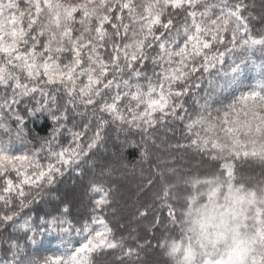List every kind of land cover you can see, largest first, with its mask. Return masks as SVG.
<instances>
[{"label": "snow or ice", "instance_id": "1", "mask_svg": "<svg viewBox=\"0 0 264 264\" xmlns=\"http://www.w3.org/2000/svg\"><path fill=\"white\" fill-rule=\"evenodd\" d=\"M255 7L248 0H83L77 5L62 0L22 4L0 0V132L8 137L0 140V228L15 224L20 214L13 210L15 200L22 210L40 195L35 190L55 183L64 169L78 167L104 142L110 125L138 130L146 144L156 126L180 121L188 143L177 148L203 154L209 166L222 162L203 178L183 179L185 189L208 186L211 197L226 185L233 231L244 238L230 264H264V65L258 82L246 85L242 79L247 67L244 53L253 47L264 51V4L259 14H254ZM149 64L152 75L146 71ZM81 78L86 82L80 83ZM208 89H230L231 102L213 109ZM187 98L195 105L191 112ZM22 105L29 116L47 113L54 127L30 155H13V140H24ZM75 115H88V121L81 127L73 120L68 127ZM65 132L71 137L69 146L56 151ZM45 152L46 166L38 159ZM237 162L260 166L259 178H249L255 181L254 190L235 183L244 181ZM12 171L15 183L8 178ZM105 176H111L110 170L101 172ZM108 183L112 186L93 181L88 188L101 195L92 200L91 224L75 229L82 241L78 247H66L55 259H40L11 239L8 258L0 259V264H93L94 253L109 251H119L116 262L125 264L138 256L146 244L126 247L109 226L106 214L118 187ZM178 184L152 194L158 205L145 204L138 210L139 217H152L149 230L167 232L170 225L179 224L184 192ZM68 211L64 209L65 214ZM41 224H47L48 231L71 233L66 218L53 217ZM25 226L33 232L27 239L34 244L37 229L27 222ZM196 243L199 251L189 238L184 264H223L215 240L203 236ZM157 246L165 247V241L161 238ZM170 247L173 254L180 250L176 244Z\"/></svg>", "mask_w": 264, "mask_h": 264}, {"label": "trees", "instance_id": "2", "mask_svg": "<svg viewBox=\"0 0 264 264\" xmlns=\"http://www.w3.org/2000/svg\"><path fill=\"white\" fill-rule=\"evenodd\" d=\"M22 2L23 0H21V4ZM248 3H254L256 7L253 12L259 14L264 0H248ZM259 27L260 25L257 24V28ZM244 56L245 63L253 57L258 64L264 65V57L256 53L253 48L244 53ZM146 71L148 75H152L151 64ZM155 71L158 73L159 67ZM84 82L86 79L81 78L80 83ZM141 83L146 84V80H141ZM206 86L207 80L205 79L204 87ZM204 87L198 90L201 97L204 96ZM208 91L215 96L210 99L213 109L221 107V102L225 104L231 102L230 92L222 90L224 92L217 93L212 89H208ZM187 99L186 107H189L191 112L195 105L191 98ZM144 107L142 105L141 110ZM21 109V115L24 116V140H13L11 153L13 155L25 153L30 155L40 146L42 140L51 136L54 123L47 113L37 112L29 116L23 105ZM73 120L82 127L83 123L88 121V115L84 117L70 116L67 121L68 127L72 126ZM10 123L13 128L16 127L14 120ZM7 139L8 137L0 132V140ZM70 141L71 137L65 132L60 137L56 151H59L61 146L68 147ZM187 143L184 125L180 121L170 123L168 127L156 126L146 144L138 130H129L126 125L121 127L115 124L110 125L106 128L104 142L89 153L78 167L64 169L62 174L55 176V183L44 185L42 190H35L40 191V195L36 196L35 200L22 210L17 207L19 201H14L13 210L19 211L20 214L15 218L14 225L10 222L0 228V259L8 258L10 251L8 243L11 239L18 240L40 259L54 258L58 253L63 254L64 249L69 246L74 250L82 242L81 237L76 235L75 229L82 228L85 222L91 224L92 200L99 199L101 195V193L88 191L90 184L95 181L105 183L106 187H110L112 184H109L108 181H112L118 187V191L113 196V207L108 209L106 214L109 226L113 228L117 238L124 239L126 247L146 244L144 248L139 249L138 256L127 260L125 264H166L157 244L166 233L171 231L173 226L170 225L167 232L163 229L149 230V222L152 217L141 218L138 216V210H143L145 204L158 205L159 201H155L154 204L155 198L152 194L161 191L166 185L178 184L179 179L178 187L181 192H184L186 186L182 183L183 179L203 178L208 172L218 169L222 163L215 161L209 166L208 158L203 154L188 148L176 147L177 144ZM38 159L45 166L49 162L46 152ZM52 163H55V160H52ZM237 166L239 177L254 186L255 181L249 180V178H259L260 166L252 163L240 164L239 162H237ZM108 170H110L111 176L101 177V172ZM8 178L12 179L14 183L17 182L14 171L9 173ZM149 180L152 181L151 184H148ZM2 184L3 180L0 179V186ZM25 190H28V186H25ZM2 208L3 205L0 203V209ZM65 208L69 209L67 214L64 213ZM162 214L166 216V210ZM53 217L66 218L71 225V233H61L58 230L48 231L47 224H41L42 220L49 221ZM25 222L37 229L34 244L27 239L28 236L33 235V232L26 228ZM21 226H25V229L18 231L17 229ZM41 228L45 230L39 231ZM116 255H119V251L94 253L92 255L93 264H117Z\"/></svg>", "mask_w": 264, "mask_h": 264}, {"label": "clouds", "instance_id": "3", "mask_svg": "<svg viewBox=\"0 0 264 264\" xmlns=\"http://www.w3.org/2000/svg\"><path fill=\"white\" fill-rule=\"evenodd\" d=\"M235 183L238 185L243 183L246 190H254V186L245 181ZM227 196L226 185H222L211 197L208 186L184 190L183 199L178 207L180 222L162 237L165 247L160 251L166 264H184L183 249L189 244V238L194 250L199 251L196 240L203 236L216 241L215 248L218 254L225 258L223 264H230L233 257L242 250L244 238L233 231L231 201L226 199ZM173 244L180 246V250L174 254L170 247Z\"/></svg>", "mask_w": 264, "mask_h": 264}, {"label": "rangeland", "instance_id": "4", "mask_svg": "<svg viewBox=\"0 0 264 264\" xmlns=\"http://www.w3.org/2000/svg\"><path fill=\"white\" fill-rule=\"evenodd\" d=\"M63 3L65 4H69V5H77L79 3H82L83 0H62ZM4 39L6 40H9L10 41V37H7L5 36ZM252 48H250V51H251ZM254 50H256V53L260 54L262 57H264V51L260 50L258 47H253ZM247 67H245L244 69V73H243V81L246 85H249V84H253V83H256L259 81V73H260V70H261V64H258V62L253 58L251 57L248 61H247ZM218 83H219V80H218ZM225 92H230L231 90L229 89H223ZM222 90H217L215 92L217 93H220V92H224ZM214 92V91H213ZM239 94V93H237ZM215 96L213 94H211V99H213ZM99 226L98 225H94V229L95 228H98ZM62 255L61 253H58L57 256H60ZM56 256V257H57ZM56 257L52 258V259H55Z\"/></svg>", "mask_w": 264, "mask_h": 264}]
</instances>
